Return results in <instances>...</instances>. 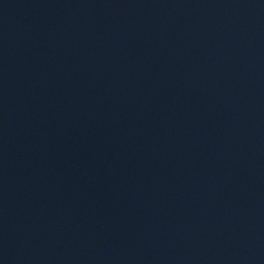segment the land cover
Returning a JSON list of instances; mask_svg holds the SVG:
<instances>
[{
    "label": "water",
    "instance_id": "1",
    "mask_svg": "<svg viewBox=\"0 0 264 264\" xmlns=\"http://www.w3.org/2000/svg\"><path fill=\"white\" fill-rule=\"evenodd\" d=\"M0 264H264V0H0Z\"/></svg>",
    "mask_w": 264,
    "mask_h": 264
}]
</instances>
